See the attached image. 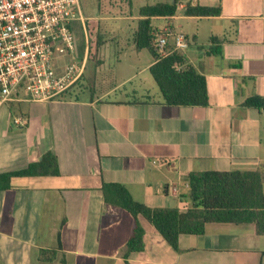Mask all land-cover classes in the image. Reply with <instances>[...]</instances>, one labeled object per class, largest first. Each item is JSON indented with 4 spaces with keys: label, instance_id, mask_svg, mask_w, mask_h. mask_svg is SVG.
<instances>
[{
    "label": "crops",
    "instance_id": "0c3cea01",
    "mask_svg": "<svg viewBox=\"0 0 264 264\" xmlns=\"http://www.w3.org/2000/svg\"><path fill=\"white\" fill-rule=\"evenodd\" d=\"M188 4L222 11L189 16ZM117 18V35L103 32L99 63L89 64L105 66L100 52L119 40L137 56L128 74L89 65L73 98L34 103L21 117L13 106L0 114V173L24 170L49 152L60 171L15 178L0 191V264H264V235L254 224L209 223L174 248L144 216L108 204L102 190L121 184L137 202L186 212L191 173L264 175V108L246 104L264 98V0H180L175 16L152 19L156 34L185 35L187 65L208 78L207 107L168 105L150 72L154 57L143 64L148 50L136 49L139 13ZM174 50L171 36L166 55ZM137 222L144 248L133 250Z\"/></svg>",
    "mask_w": 264,
    "mask_h": 264
},
{
    "label": "trees",
    "instance_id": "16d2710c",
    "mask_svg": "<svg viewBox=\"0 0 264 264\" xmlns=\"http://www.w3.org/2000/svg\"><path fill=\"white\" fill-rule=\"evenodd\" d=\"M180 0L158 2L140 8L138 29L135 34L137 51L148 50L155 59L150 68L165 102L176 107H207L210 104L208 78L187 65L184 52L174 50L162 56L155 45L156 32L154 17H172L178 11ZM133 5V0H130ZM220 7H206L188 4L189 16H217ZM90 34L89 58L98 61L100 49L105 44V34L93 28L87 21ZM84 45V43H83ZM84 47V48H83ZM80 52L83 54L85 45ZM81 82V81H80ZM80 84V83H79ZM74 86L63 99L73 98L77 92ZM248 106L264 108V98L253 96L246 102ZM60 176L57 156L49 152L38 163L20 171L0 173V191L12 188L15 178L33 176ZM189 200L191 207L183 212L178 208H153L135 201L129 190L121 184L104 183L105 201L120 207L134 217L144 216L174 248H178L182 235L205 234L209 223L254 224L259 235H264V175L256 171H207L191 173L189 179ZM145 230L137 222L128 248H144Z\"/></svg>",
    "mask_w": 264,
    "mask_h": 264
},
{
    "label": "built area",
    "instance_id": "2783aa9c",
    "mask_svg": "<svg viewBox=\"0 0 264 264\" xmlns=\"http://www.w3.org/2000/svg\"><path fill=\"white\" fill-rule=\"evenodd\" d=\"M171 36L176 50L188 47L185 35L166 29L156 34L161 55L167 54ZM88 63L81 0H0V114L15 104L63 99L83 79Z\"/></svg>",
    "mask_w": 264,
    "mask_h": 264
},
{
    "label": "rangeland",
    "instance_id": "374dc122",
    "mask_svg": "<svg viewBox=\"0 0 264 264\" xmlns=\"http://www.w3.org/2000/svg\"><path fill=\"white\" fill-rule=\"evenodd\" d=\"M157 1H166V0H149L148 2H143L142 0H135L133 5L130 4V0H81V5L83 9V15L86 19V24L87 21H91V25L93 26V28L96 29V31L97 29H99V31L101 32L107 30L109 32L108 36L110 34L115 38V35H117L118 33L119 26L122 23V19L121 18L118 19L117 17H122L126 14H129V11H131L133 8L137 10V13H139L140 7L143 6L145 3L154 4ZM124 29H126V27ZM132 35H133L132 30L130 29L129 37L131 38ZM79 37H81V49H83L84 41H83L82 30L79 33ZM89 38H90V34H89ZM100 54L106 58L107 63L105 64V66H100L99 64H95V63L89 64L90 63L89 62L88 68L90 65V69L92 71L97 69L95 73L111 70L117 75L118 78L121 77L120 74L124 71L127 74L129 73V71H126V67L128 66V63H130L128 62L129 59L132 62L133 61L138 62L137 56L132 55L133 54L132 51L128 50L126 44L123 45L119 40H114V43L112 45L110 44L108 47L103 48ZM151 57L152 55L148 51H143L142 55L140 56L141 62L145 64L147 58H151ZM92 71L90 73H93ZM136 82L137 83L140 82V79L135 80V83ZM33 105L34 103L15 104L13 106L14 117H21L26 115L29 109Z\"/></svg>",
    "mask_w": 264,
    "mask_h": 264
}]
</instances>
